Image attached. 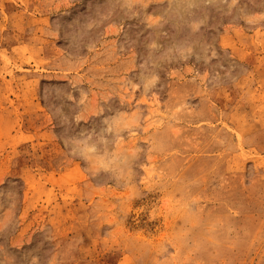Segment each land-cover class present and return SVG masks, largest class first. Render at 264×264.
<instances>
[{"label":"rangeland","instance_id":"rangeland-1","mask_svg":"<svg viewBox=\"0 0 264 264\" xmlns=\"http://www.w3.org/2000/svg\"><path fill=\"white\" fill-rule=\"evenodd\" d=\"M0 264H264V0H0Z\"/></svg>","mask_w":264,"mask_h":264},{"label":"bare ground","instance_id":"bare-ground-1","mask_svg":"<svg viewBox=\"0 0 264 264\" xmlns=\"http://www.w3.org/2000/svg\"><path fill=\"white\" fill-rule=\"evenodd\" d=\"M131 101V100H130ZM135 146V145H134Z\"/></svg>","mask_w":264,"mask_h":264}]
</instances>
